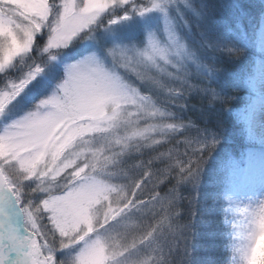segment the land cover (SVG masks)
I'll return each instance as SVG.
<instances>
[{"label": "clouds", "instance_id": "9594fccd", "mask_svg": "<svg viewBox=\"0 0 264 264\" xmlns=\"http://www.w3.org/2000/svg\"><path fill=\"white\" fill-rule=\"evenodd\" d=\"M217 3L0 0V182L30 226L15 264H252L264 190H233L254 149L226 145L234 121L264 158V106L244 118L264 0L247 31Z\"/></svg>", "mask_w": 264, "mask_h": 264}, {"label": "rangeland", "instance_id": "374dc122", "mask_svg": "<svg viewBox=\"0 0 264 264\" xmlns=\"http://www.w3.org/2000/svg\"><path fill=\"white\" fill-rule=\"evenodd\" d=\"M12 2L18 3L20 2V0H12ZM32 2L38 5L39 0H32ZM226 3H227L226 8H220L219 3H217V14L219 15L220 13H223V17L229 20L231 19L234 13L237 14L238 9L234 7V5L236 4H239L240 7L243 9V11L249 16L255 15L256 11L259 8V0H226ZM31 10L33 12H38L39 8L32 7ZM243 28L245 31H247L248 29V23L246 19ZM260 41H261V36L259 34V28H257L255 37L252 40L254 65H253L251 77L255 78V88L249 87L252 96V103L253 102L256 103L255 110H259V108L263 105L260 103V101L264 96V86L261 84L259 78V69L261 65L264 64V50L261 49ZM79 52L80 49L73 50L71 55L73 56L77 55L79 54ZM47 90H48V86L46 83L42 81L35 82L33 85L29 87L26 94H24L19 99V101L14 105L11 113L12 116L18 115L21 112H23L25 109L29 108L34 101L44 96ZM243 103L244 100L241 99L239 101V105H236L235 107H240V105H242ZM236 128L239 129V126L237 124H236ZM239 137H241L240 134ZM248 146L249 148L254 149V151L248 154L247 156L242 157L241 158L243 161L242 163L232 166L233 190L237 193L258 194L260 191L264 190V170L263 172H260V167H262L264 163L261 162L260 159L261 156L258 155L257 145L251 144ZM3 148L4 145L0 144V150H2ZM250 162H251V166H250ZM10 194L13 195L12 198ZM13 199L15 201L16 207L17 208L19 207L22 213L24 214L23 216L24 223L28 228V230L30 231V226L27 220V216L23 211V204L17 198L15 190L11 187V185H5L3 182H0V200L2 201L9 200V202L11 203V200ZM45 223H47V221H45ZM27 238H28V234L26 237H21V240ZM7 261H8L7 255L4 253V251L0 250V264H7ZM14 264H15V260H14ZM252 264H264V244L261 245L260 251H258L253 257Z\"/></svg>", "mask_w": 264, "mask_h": 264}, {"label": "trees", "instance_id": "16d2710c", "mask_svg": "<svg viewBox=\"0 0 264 264\" xmlns=\"http://www.w3.org/2000/svg\"><path fill=\"white\" fill-rule=\"evenodd\" d=\"M237 70L238 69H236V68L231 69V71H237ZM241 96L243 97V93H241ZM192 103L198 104V101L193 99ZM236 105H239V101ZM189 115H192L193 117H195L197 119L200 118V114L197 113L195 111V109L190 108ZM228 128H229L228 136H229V140L231 141V143L226 145V147L231 149L233 153H235L239 156V154L241 153L243 148H245L246 145L244 144L242 137H239V129L236 128V123L234 121H229ZM204 243L207 244L209 247H211V245H212V241H209V240H205ZM217 244H218V240H217ZM216 250L217 251L219 250L218 247Z\"/></svg>", "mask_w": 264, "mask_h": 264}, {"label": "snow or ice", "instance_id": "6c2138e0", "mask_svg": "<svg viewBox=\"0 0 264 264\" xmlns=\"http://www.w3.org/2000/svg\"><path fill=\"white\" fill-rule=\"evenodd\" d=\"M237 15L240 16L242 19H246V13L243 11L242 8H240V9L237 10ZM260 35H261V41H260L261 49L264 50V29L261 30ZM259 72H260L261 78L264 79V64L261 65V67L259 69ZM247 84H248V87L255 88V78L254 77H250L248 79V81H247ZM260 103L261 104H264V98L261 99ZM255 108H256V103L253 102L250 105L249 110L246 113V115H245L244 118L250 119L251 118V115L255 111ZM250 160H251V158H250ZM250 166H251V162H250Z\"/></svg>", "mask_w": 264, "mask_h": 264}, {"label": "bare ground", "instance_id": "6f19581e", "mask_svg": "<svg viewBox=\"0 0 264 264\" xmlns=\"http://www.w3.org/2000/svg\"><path fill=\"white\" fill-rule=\"evenodd\" d=\"M261 33V30L259 29V34ZM261 36V35H260ZM259 78H260V82H261V84L264 86V79H262L261 78V76H260V72H259ZM263 98H264V96H263ZM262 106H264V104L262 105ZM260 158V157H259ZM261 159V162L262 163H264V158H260ZM263 170H264V164L262 165V167H260V172H263Z\"/></svg>", "mask_w": 264, "mask_h": 264}]
</instances>
